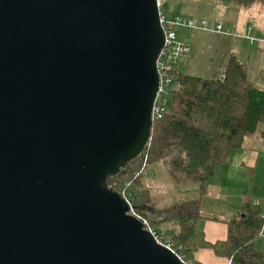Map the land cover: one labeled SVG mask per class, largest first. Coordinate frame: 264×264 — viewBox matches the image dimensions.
Here are the masks:
<instances>
[{
    "label": "water",
    "instance_id": "95a60500",
    "mask_svg": "<svg viewBox=\"0 0 264 264\" xmlns=\"http://www.w3.org/2000/svg\"><path fill=\"white\" fill-rule=\"evenodd\" d=\"M159 0H0V264H183L108 178L151 141Z\"/></svg>",
    "mask_w": 264,
    "mask_h": 264
},
{
    "label": "trees",
    "instance_id": "16d2710c",
    "mask_svg": "<svg viewBox=\"0 0 264 264\" xmlns=\"http://www.w3.org/2000/svg\"><path fill=\"white\" fill-rule=\"evenodd\" d=\"M215 1L247 6L257 0ZM181 68L175 72L178 85L172 94L170 111L153 121L150 143L120 173L109 177L107 186L122 195L131 193L136 207L146 206L152 213L164 217L152 223L153 226L177 225L178 232L169 234L182 246L185 264H203L196 259V254L205 248L227 258L230 264H264V252L255 247L264 220L260 210L250 203L244 206L239 217L227 222L225 241L210 243L198 227L204 218L201 208L207 183L216 169L248 137L264 133L260 130L264 124V89L248 80L245 64L235 56L229 59L224 75L217 79L185 74ZM166 159L173 182L181 188L198 186V198L164 208L154 205L150 192L142 189V169Z\"/></svg>",
    "mask_w": 264,
    "mask_h": 264
},
{
    "label": "rangeland",
    "instance_id": "374dc122",
    "mask_svg": "<svg viewBox=\"0 0 264 264\" xmlns=\"http://www.w3.org/2000/svg\"><path fill=\"white\" fill-rule=\"evenodd\" d=\"M163 1V12L166 14L168 18H172L176 15H181L186 18L194 19L197 24L201 21L202 18L206 19L209 24L214 28L216 26V22H223L227 28H229V24L234 20L242 21V24L246 26L243 18V10L237 4H230L224 2H218L215 0H162ZM228 7L231 10L228 13ZM242 11L238 14L239 10ZM264 22V19H263ZM232 30V28L230 27ZM257 35V34H256ZM221 36V35H220ZM218 36V34L212 32H204L203 30L198 31H183L181 34V38L190 43L189 51L186 57L185 62L182 65V72L189 75L200 76L203 78H221V72H223V58L227 56V60L230 58L229 55V46H228V38H222ZM259 37H263L264 34L258 35ZM258 37V38H259ZM260 37V38H261ZM231 42V41H230ZM259 43V42H258ZM255 47V48H254ZM261 48L260 45L256 43L255 46H245L244 49L247 51H251L253 49ZM264 49V47H262ZM243 61L249 60L247 55L244 52L241 53L240 57ZM239 59V58H238ZM246 62V61H245ZM246 67L249 73V80L254 81L256 78L257 82H263L260 77L261 68L264 70V58L253 59L246 63ZM258 73V75L256 74ZM260 83V84H261ZM263 84V83H262ZM264 86V85H262ZM259 88L261 85L258 84ZM171 103L169 104L168 110L170 111ZM260 130L264 131V124L260 125ZM248 147L252 149H256L253 151L256 157L259 156V165L255 167L254 174L251 170L247 169V167L243 170H236L237 164L234 165L233 159L232 163L229 166L228 170L222 171L220 170L218 178L216 181H220L223 185L230 183L229 187L224 186L221 191L223 193H230L239 195L241 192L244 193L248 197L249 202L251 200V204L253 208H257L256 202H253L254 199H259L264 197V136L262 133H258L251 136ZM258 146V147H257ZM257 147V148H256ZM238 150V149H235ZM234 151V150H232ZM231 151V152H232ZM168 164V159H166L163 163H158L152 165L148 170V175H144L141 178V182L146 184L150 188V196L157 208H163L166 206L173 205L178 202H182L189 199L198 198L199 195L195 190V186L190 187V192H183L181 187H178L166 172V166ZM242 174H246V176L242 177ZM225 176V177H223ZM186 189V188H185ZM213 198H216L215 196ZM250 199V200H249ZM213 200H211L212 202ZM236 202V201H235ZM253 202V203H252ZM209 209L206 210V212ZM211 215H217V213L210 211ZM161 227H157L162 231L165 227H168L167 224L160 225ZM170 227V226H169ZM168 227V229H169ZM162 228V229H161ZM171 229V227H170ZM171 233V232H170ZM263 238H259L264 240V232L262 233ZM259 243V242H258ZM264 246V245H262ZM258 247L260 248L259 244ZM264 248V247H263Z\"/></svg>",
    "mask_w": 264,
    "mask_h": 264
},
{
    "label": "crops",
    "instance_id": "0c3cea01",
    "mask_svg": "<svg viewBox=\"0 0 264 264\" xmlns=\"http://www.w3.org/2000/svg\"><path fill=\"white\" fill-rule=\"evenodd\" d=\"M230 4H236V3H230ZM239 7L241 8V10H243V18H244V22L246 23L245 24L246 26H244V24H242V21H240L239 19L237 21L234 19H231L233 22L229 24V28H227L223 22H218V23H223L225 28L228 31H230L233 35H236V36L237 35H239V36L250 35L252 37L258 38L259 37L258 35L264 34V22H263V19H264V0L254 1L253 3H251L247 6L239 5ZM228 8H229L228 13L230 10H231V12L234 10L233 8L230 9L231 7H228ZM241 12L242 11L239 10L238 14H240ZM188 19H191V18H188ZM202 19H204V18H202ZM218 23L216 22V24H218ZM230 27L232 28V30L230 29ZM249 29H251V30H249ZM204 32H206V31H204ZM218 36H220V34H218ZM236 36H224V35L220 36L222 38H228L229 39L228 40V46H229L230 58L232 56H235L237 59L239 58L238 60L240 62L244 63L245 66H246V63H248L249 61L252 60V58L253 59L264 58V49L262 48V47H264L263 43H257L258 45L261 46V48L253 49L251 51H247L246 49H244L245 46H248V44L251 46H255L256 43L251 44L248 40H245V39H242V38H239ZM260 37L258 39L263 38V37H261V38ZM262 40H264V39H262ZM188 44L190 47L191 45L189 42H188ZM244 51L247 55V58L249 59V60H246V58H245L244 60L246 62L240 58L241 53ZM223 59H224L223 60V62H224L223 69L224 70H222L223 72H221V74H220L221 76L224 75L226 68H227V65H228V62H229V59L227 60V56H224ZM246 70H247V78H248L249 73H248L247 67H246ZM256 74L258 75V73H256ZM260 77L263 80V82H262L263 84L261 82H257L256 79H258V78H256L254 81H250L249 78H248V80L257 87H258V84L261 85V87H264V86H262V85H264V70H263V68H261ZM217 78H219V77H217ZM217 78H211V79H217ZM262 89H264V88H262ZM262 134L264 136V133H262ZM250 138H252V137L250 136L245 140L244 145L240 149L230 152V155L228 157L227 162L225 164H222L221 166H219L216 169L215 175L207 183V193H206V196L204 197V203L202 204V208H201L202 216L204 218H202L198 222V227L205 234L206 239L210 243L225 241L227 239V234H228L227 222L231 221L234 218L239 217L242 214V212L244 210V206L247 203L251 204V200L249 199L250 201L247 202L248 197L242 192L239 195L230 194V193H223L221 191V189L225 190V189H223L224 186L229 187L230 183L223 185L220 181L219 182L216 181L219 174L221 175V173H219L220 170H222V171L228 170L229 166L232 163V159H233L234 165L237 164L236 170H238V169L243 170L247 167V169L252 171L255 169V167H257L259 165V161H258L259 156L256 157L255 154L253 153V151L256 149H252V148L248 147V142H249ZM151 167H152V165L149 168H151ZM149 168H148V170H149ZM166 172H167V166H166ZM252 173L254 174L253 171H252ZM244 176H246V174H244V175L242 174V177H244ZM221 177H222V175H221ZM223 177H225V176H223ZM191 186H195V190L199 195L198 186H196V185L186 186V187L181 188V190L183 192H190ZM142 189L147 191V192H150V188L146 184L142 185ZM214 196L216 198H213ZM189 200H192V199H189ZM211 200H213V201L211 202ZM253 202H256V204L258 206L256 209H259L261 214H263L264 213V197L259 198V199L256 198V199H254ZM207 209H209V210L206 212ZM210 211L217 213L218 216L217 215H211ZM167 225H168V227L170 226L171 229H170V227H169V229H168V227H165L163 230H166L168 233L178 232L179 227L177 225H174V224H167ZM158 227L160 228L161 226H158ZM263 232H264V226H263L262 233ZM262 233H261V236H262ZM260 238H263V237H260ZM258 244H259L260 248L258 247ZM262 245H264L263 239H260V241L257 240L255 243L256 249L261 251V252H264V248H263L264 246H262ZM196 259L203 264H230V261L227 258L218 257L215 254L214 250H212L210 248H205V249L200 250L196 254Z\"/></svg>",
    "mask_w": 264,
    "mask_h": 264
},
{
    "label": "built area",
    "instance_id": "2783aa9c",
    "mask_svg": "<svg viewBox=\"0 0 264 264\" xmlns=\"http://www.w3.org/2000/svg\"><path fill=\"white\" fill-rule=\"evenodd\" d=\"M158 6L160 9V21L165 33V42L156 62L159 85L152 111L153 121L163 118L169 111L168 107L172 100L173 91L178 85L175 72L178 68L182 67L189 51L188 42L181 38L182 32L203 30L224 36H236L228 31L223 23H218L213 28L206 19H201L197 24L195 20L188 19L181 15L168 18L163 12L162 0L158 1ZM236 37L248 40L251 44L258 42L264 44V40L250 35H237ZM142 174L145 176L148 175V168L144 167L142 169ZM120 195L125 199L129 206L128 214L140 220L143 223L144 229L151 233L159 245L171 251L183 264H185L182 246L179 245L175 238L167 231L159 230L152 225V223L162 221L164 217L152 213V211L146 206H142V209L136 207L134 196L131 193L128 195L126 193ZM261 217L264 220V213L261 214Z\"/></svg>",
    "mask_w": 264,
    "mask_h": 264
}]
</instances>
